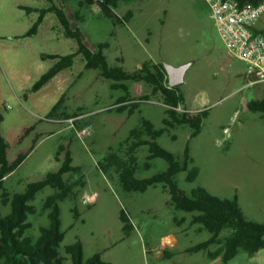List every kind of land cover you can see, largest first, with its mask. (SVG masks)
<instances>
[{"label":"rangeland","instance_id":"obj_1","mask_svg":"<svg viewBox=\"0 0 264 264\" xmlns=\"http://www.w3.org/2000/svg\"><path fill=\"white\" fill-rule=\"evenodd\" d=\"M62 2L69 14L80 10L82 18L77 25L91 48L101 42L109 44L104 52L113 66L133 71L149 60L173 65L192 62L179 85L185 99L180 107L193 109V113L207 109L208 115L196 137H191L188 124L168 128L158 137V142L181 162L189 146L194 159L189 169H199L194 181L187 179L188 169L177 173L175 182L187 194L204 186L221 198L238 195L245 215L263 221L264 113L249 110L247 102L264 97V82L250 84L245 74L246 63L228 54L208 4L204 0H120L116 13L123 16L131 9L133 16L116 24L97 6L81 8L78 0ZM49 4L48 0H0V44L13 45L11 36L2 35L25 32L36 16V12L28 13L21 5ZM57 23L60 22L54 13L47 14L41 33L34 45L28 47L27 68L19 69V76L11 70L14 58L0 46L1 131L9 142L8 158L14 160L18 154L28 153L5 178L7 191L11 195L23 192L28 183L58 170L65 152L61 160L55 157L64 145L72 153L73 164L81 167L80 173H66L65 180L72 183L83 176L85 185L75 186V194L60 201L65 231L63 254L65 245L79 239L85 259L102 252V258L112 264H264V248L254 254L240 249L227 262L220 256L208 257L207 250L185 251L208 239L211 233L200 229V224L191 223L192 213L174 207L169 189L163 184L150 186L144 192L130 191L123 187L114 167L104 166L113 154L126 158L127 146L132 142H127L130 132L144 118L156 128L164 127L168 106L160 93L151 94L148 84L129 81L131 98L138 101L145 94L150 97L139 101L133 112L131 105L119 111L116 101L125 91L112 88L113 80L102 76L99 69L86 68L83 56L78 55L72 67L39 91H30L38 79L37 73L45 72L54 62L43 59L39 51L68 54L77 45L75 39L52 30ZM63 94L65 99L58 113L49 115ZM30 127L33 129L26 134ZM83 129L85 132L79 134ZM136 155V175L140 178L168 167L161 157L152 159L150 167H145L147 145L138 148ZM2 191L0 205L5 215L11 212V205L1 204ZM54 192V188L47 186L32 200L36 212L29 214L33 226L27 234L33 240L41 234L42 226L50 225L49 209H44V202ZM87 195L92 197L90 202L85 200ZM122 210L132 224L128 234L123 231ZM217 246L213 244L210 249ZM165 251L173 254L166 257ZM65 264H73L70 256Z\"/></svg>","mask_w":264,"mask_h":264},{"label":"trees","instance_id":"obj_2","mask_svg":"<svg viewBox=\"0 0 264 264\" xmlns=\"http://www.w3.org/2000/svg\"><path fill=\"white\" fill-rule=\"evenodd\" d=\"M46 7H34L21 5L28 13L37 12V19L31 24L28 30L18 38L35 36L40 26L49 13H54L62 27L63 33L68 38L77 41L76 50L68 54L42 52L43 59H53L55 63L30 88L31 92L39 91L45 84L52 80L62 70L73 66L75 58L81 54L85 60L86 68L99 69L102 76L113 80L112 88H121L125 91L116 101V108L123 111L130 107L133 112L141 100H147L150 94L141 96L138 101L131 98L129 81L144 82L148 84L155 95L160 93L164 103L168 106L167 116L164 118V127L156 128L153 122L144 118L140 126L130 132L127 146L126 158L111 155L107 158L106 168L114 167L123 187L127 190L146 191L150 186L163 184L169 189L171 200L176 209L192 213L191 223L200 224V229H205L211 233L210 237L195 245L185 249L187 252H197L207 250L210 258L221 257L227 262L233 259L240 249L254 254L264 248V220L256 221L249 219L240 203L238 196L234 198H221L212 194L206 187L197 186L190 194L180 189L175 182V175L182 170H188L193 163L189 146L185 149V158L181 162L178 157L158 142L168 128L176 125L188 124L192 128L191 137H196L202 130L203 119L208 115V110L204 109L196 113L179 112L174 107L184 103V95L179 85L170 86L168 74L163 63H155L152 60L145 61L143 65L133 71L126 70L121 65H111L104 50L109 46L107 42H101L96 48H91L84 38L77 22L82 16L80 10L69 14L66 5L62 0H48ZM120 0H78L79 6H97L102 13L111 18L116 24L128 21L133 16V11L129 9L123 16H119L115 9ZM242 3L250 2L258 4L262 0H239ZM12 38V36H11ZM122 61V58H119ZM65 94L51 108L49 115H56L64 102ZM247 107L252 111L264 113V97L252 99L247 102ZM3 116L0 114V189H2V205H11V212L3 214L0 205V264H65L70 256L73 264H112L102 258V252H96L87 259L84 258V246L81 240H76L72 244L65 245L64 254L61 252V244L65 238V231L62 229L60 218V201L75 194L74 187L84 186L83 176L74 182L65 180L64 175L69 172H81V167L73 164V157L70 149L61 145L57 151L56 159L61 160L62 152H65L60 168L50 171L40 180L27 184L23 192L11 195L5 188V178L16 170L28 156V153H20L14 160H9V142L1 131ZM30 127L26 134L32 130ZM148 146L145 167H150V161L156 157L164 158L168 162L167 169L157 172L150 177L140 178L136 175L138 167V157L136 151L141 146ZM199 175V169L193 166L189 169L187 179L194 181ZM51 186L55 192L49 195L44 202V209H49L50 225L40 228L41 234L36 240L27 234L33 226L29 220V214L36 212V207L32 204L38 192L45 187ZM120 218L123 222V231L128 234L132 224L127 214L122 210ZM217 244L218 248L211 250L210 246ZM169 257L173 253L163 252Z\"/></svg>","mask_w":264,"mask_h":264},{"label":"built area","instance_id":"obj_3","mask_svg":"<svg viewBox=\"0 0 264 264\" xmlns=\"http://www.w3.org/2000/svg\"><path fill=\"white\" fill-rule=\"evenodd\" d=\"M228 54L246 63L250 84L264 82V0L258 4L239 0H204ZM179 112L193 109L174 107ZM73 121V119H70ZM85 130L79 131L83 134ZM90 202L92 197L85 198Z\"/></svg>","mask_w":264,"mask_h":264},{"label":"crops","instance_id":"obj_4","mask_svg":"<svg viewBox=\"0 0 264 264\" xmlns=\"http://www.w3.org/2000/svg\"><path fill=\"white\" fill-rule=\"evenodd\" d=\"M31 13H33V12H31ZM35 13V12H34ZM37 13V12H36ZM47 16V15H46ZM37 17H38V13L36 14V16L33 18V20H32V22H31V24L37 19ZM45 21H46V17H45V20H44V22L42 23V25L40 26V28H39V31H38V33L35 35V36H32V37H26V38H18V36H20V35H22L23 33H25V32H23V33H20V32H11L12 34H6V35H2V38L3 37H9V36H12V38L10 39L12 42H14L13 43V45H1L0 44V46H2V49H5V51L7 50L8 52H9V54L14 58V61H15V65H14V67H12L11 68V70H13L12 71V73H13V75L14 76H16V75H18L19 76V72H18V70L19 69H26L27 68V64H28V60H29V58H28V47L30 46V45H34V42H35V40H36V38L39 36V34L41 33V30H42V28H43V26L45 25ZM31 26V25H30ZM29 26V27H30ZM57 30V31H59V32H61V33H63V30H62V27H61V25H60V23H57V24H55L53 27H52V30ZM64 34V33H63ZM77 47H78V44L75 46V48H74V50H76L77 49ZM25 51V53H22V52H24ZM36 51H38V49H36ZM35 51V52H36ZM39 53V55L41 56V51H39L38 52ZM47 53V52H46ZM79 55H81V54H79ZM53 60V59H52ZM83 60H84V58H83ZM55 63V60H54V62L48 67V69L50 68V67H52L53 66V64ZM74 65V64H73ZM84 66H85V60H84ZM72 67V66H71ZM70 68V67H69ZM66 69H68V68H66ZM66 69H64V70H62L61 72H64ZM47 71V70H46ZM45 71V72H46ZM61 72H59L58 74H60ZM44 73V71L43 72H38L37 73V75H39L37 78L39 79L40 78V76L42 75ZM57 74V75H58ZM56 75V76H57ZM81 75V73L77 76V77H79ZM55 76V77H56ZM54 77V78H55ZM36 78V79H37ZM53 78V79H54ZM52 79V80H53ZM51 81V80H50ZM49 81V82H50ZM48 82V83H49ZM47 83V84H48ZM47 84H45V85H47ZM44 85V86H45ZM43 86V87H44ZM134 98V97H133ZM136 100V99H135ZM67 119H69V118H67ZM66 120V119H65ZM193 161H194V159H193ZM238 196V195H237ZM238 201H239V197H238ZM240 203V202H239ZM218 248V246L215 248V249H217ZM214 249V250H215Z\"/></svg>","mask_w":264,"mask_h":264},{"label":"water","instance_id":"obj_5","mask_svg":"<svg viewBox=\"0 0 264 264\" xmlns=\"http://www.w3.org/2000/svg\"><path fill=\"white\" fill-rule=\"evenodd\" d=\"M164 68L168 74V81L170 86L180 85L185 80V75L191 67L192 62H186L180 65H173L167 61L163 62Z\"/></svg>","mask_w":264,"mask_h":264}]
</instances>
